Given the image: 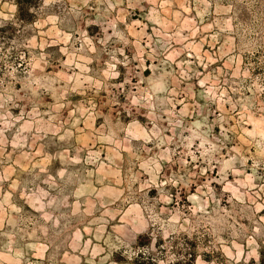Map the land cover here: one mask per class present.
<instances>
[{"label":"rangeland","instance_id":"obj_1","mask_svg":"<svg viewBox=\"0 0 264 264\" xmlns=\"http://www.w3.org/2000/svg\"><path fill=\"white\" fill-rule=\"evenodd\" d=\"M0 0V264H264V0Z\"/></svg>","mask_w":264,"mask_h":264},{"label":"trees","instance_id":"obj_2","mask_svg":"<svg viewBox=\"0 0 264 264\" xmlns=\"http://www.w3.org/2000/svg\"><path fill=\"white\" fill-rule=\"evenodd\" d=\"M23 0H20V1H18V4H20V6L22 5V2ZM182 262L181 261H176V262H174V263H172V264H181ZM188 264H192V261H191V259H190V262H188Z\"/></svg>","mask_w":264,"mask_h":264}]
</instances>
